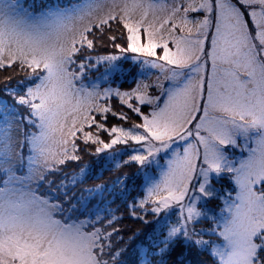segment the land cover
Masks as SVG:
<instances>
[{
	"label": "snow or ice",
	"instance_id": "6c2138e0",
	"mask_svg": "<svg viewBox=\"0 0 264 264\" xmlns=\"http://www.w3.org/2000/svg\"><path fill=\"white\" fill-rule=\"evenodd\" d=\"M5 69L0 264H264V0H0ZM132 163L125 240L128 174L86 185Z\"/></svg>",
	"mask_w": 264,
	"mask_h": 264
},
{
	"label": "trees",
	"instance_id": "16d2710c",
	"mask_svg": "<svg viewBox=\"0 0 264 264\" xmlns=\"http://www.w3.org/2000/svg\"><path fill=\"white\" fill-rule=\"evenodd\" d=\"M27 2L29 4H36V5H40L41 3H49L51 2V0H27ZM66 2V0H65ZM115 27V25H114ZM106 39V38H105ZM119 43H125L123 41L118 40ZM115 50L112 49L111 47H98L95 54H104V53H111L114 52ZM124 68H128V64H124L123 65ZM104 69L101 68L100 72H103ZM133 74L135 73L136 69H133ZM100 72H93L91 73V79L95 80L97 76H99ZM11 74V70L9 69H5L3 71H0V81L3 80V78L7 75ZM16 79H22V76H17ZM13 85H15V80L12 82ZM120 87L121 90L124 89H129L131 87L134 86V84L131 81V77H124L121 78L119 75H116L113 78V84L112 86L116 87L118 86ZM103 86H108L107 84H103ZM3 85L2 83H0V88H2ZM111 105L113 106L114 109L116 110H121V105L119 104V101L117 98L113 97L110 100ZM125 111H127V109H123ZM113 123H117V121L112 118L111 116H109V120H108V124L109 126ZM126 127L129 125H125ZM102 138L107 139L106 134H101ZM81 147H83V145L81 144ZM123 145H117L116 148H123ZM83 155V160L80 162H72L69 161L65 166L63 167V171L64 173H67L68 175H71L73 172L78 171L79 167L84 164V163H91L92 167L94 169V173L95 172H99L100 171V165L104 164V160L101 159L100 160V165H97L95 163L96 161V157L94 156H90L86 153H82ZM103 155V154H102ZM118 159L122 162L123 160L127 159V156H121L118 157ZM109 168H111V165H109ZM137 171V166L132 163V164H128L126 166H124L122 169L120 170H109V171H105L103 173V176L101 179L99 180H89L87 182L86 186L92 187L95 186L96 184H103V183H111V181L115 180L117 176H122L125 173L128 174L129 176V180H128V188H129V195L127 196V199L125 200H121L119 198L116 199L115 203L112 205V207L114 209H118L117 215H122L123 219L116 225L117 227H119L121 229V235H123L124 239L127 240L128 236H130L133 232L137 231L138 229L142 230V231H150V228L148 226H145L142 224V222L138 221V220H134L127 212V204L128 202H130L132 200L133 197H136L138 195L141 194L140 192V183L141 180L137 177H135V173ZM56 180L58 181L60 179V176L57 175ZM213 187H215L216 189H218L221 193H223V191L225 189H232L234 188V185L230 182V180L225 176L223 179H221L218 183L214 180L213 181ZM234 195V193H233ZM209 207L213 209V211L215 213H219L220 208L222 207V202L220 200H214L209 204ZM149 220L152 219L151 216L148 217ZM173 220H175V216L172 217ZM203 227H210L211 226V222H207L205 224L202 225ZM143 238V237H141ZM205 239H208V237L206 236ZM216 242H220V239H217ZM199 259L203 262V264H215L214 259L209 256L207 253H205L204 255L200 256Z\"/></svg>",
	"mask_w": 264,
	"mask_h": 264
},
{
	"label": "rangeland",
	"instance_id": "374dc122",
	"mask_svg": "<svg viewBox=\"0 0 264 264\" xmlns=\"http://www.w3.org/2000/svg\"><path fill=\"white\" fill-rule=\"evenodd\" d=\"M192 15H195V14H192ZM123 42H125V41H123ZM158 51H160V50H158ZM129 55H132V54H129ZM129 66V65H128ZM102 87H106V86H103L102 85ZM114 87V86H113ZM134 87V86H133ZM130 89V88H129ZM129 89H124V90H121V91H125V90H129ZM236 155H239V152L237 151L236 152ZM217 243H222V238L220 239V242H217Z\"/></svg>",
	"mask_w": 264,
	"mask_h": 264
}]
</instances>
